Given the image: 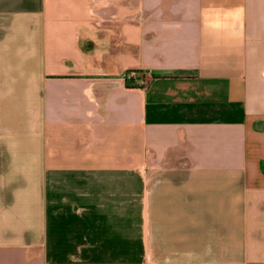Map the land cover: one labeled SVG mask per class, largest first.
<instances>
[{
    "label": "crops",
    "instance_id": "1",
    "mask_svg": "<svg viewBox=\"0 0 264 264\" xmlns=\"http://www.w3.org/2000/svg\"><path fill=\"white\" fill-rule=\"evenodd\" d=\"M0 264H264V0H0Z\"/></svg>",
    "mask_w": 264,
    "mask_h": 264
},
{
    "label": "built area",
    "instance_id": "2",
    "mask_svg": "<svg viewBox=\"0 0 264 264\" xmlns=\"http://www.w3.org/2000/svg\"><path fill=\"white\" fill-rule=\"evenodd\" d=\"M138 74H139V72L136 70L127 71V73L125 74V81L126 82H133L137 78Z\"/></svg>",
    "mask_w": 264,
    "mask_h": 264
}]
</instances>
